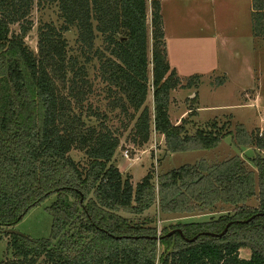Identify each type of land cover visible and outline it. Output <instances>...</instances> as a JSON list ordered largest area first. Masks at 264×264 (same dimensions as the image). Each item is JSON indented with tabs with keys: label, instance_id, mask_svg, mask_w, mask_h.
Here are the masks:
<instances>
[{
	"label": "trees",
	"instance_id": "1",
	"mask_svg": "<svg viewBox=\"0 0 264 264\" xmlns=\"http://www.w3.org/2000/svg\"><path fill=\"white\" fill-rule=\"evenodd\" d=\"M35 6H55L61 20L58 27L38 28V54L25 41ZM253 9L254 36L264 39V0H254ZM14 25H20L18 34L11 31ZM74 30L76 55L66 38ZM95 60L112 98L110 110L134 122V143H147L153 129L164 137L166 153L177 154L214 150L233 135L216 122L192 135L187 119L172 124L170 93L180 81L168 63L159 2L0 0V230L13 229L55 197L48 208L50 237L35 242L9 234L14 253L23 260L44 257L49 264H264V156L250 160L254 169L237 156L212 165L200 161L163 173L156 185L148 173L133 187L114 162L119 141L95 127L84 137L83 118L70 107L93 93L88 65ZM199 81L193 77L184 88L196 89ZM150 91L153 110L146 106ZM237 133L234 140L264 152V137L248 136L242 126ZM87 144L89 161L81 168L70 153ZM252 199L257 208L248 206ZM157 202L163 215L214 214L218 206L232 211L209 222L172 226L161 236L153 219L119 214L141 216ZM230 223L222 237L204 234H221ZM173 230L183 235L167 236ZM243 248L251 251L249 259L239 257Z\"/></svg>",
	"mask_w": 264,
	"mask_h": 264
},
{
	"label": "rangeland",
	"instance_id": "2",
	"mask_svg": "<svg viewBox=\"0 0 264 264\" xmlns=\"http://www.w3.org/2000/svg\"><path fill=\"white\" fill-rule=\"evenodd\" d=\"M28 19L32 23V27L25 41L32 51L38 54V28L44 23H53L58 27L61 25V20L55 6H49L45 9H39L35 6ZM19 27L20 25L12 26V33L18 34L20 32ZM66 38L70 54L76 55V31L69 32ZM97 47H101V41L97 42ZM245 47L247 48L246 45ZM258 47H264L263 40H258ZM243 56L245 58V53H243ZM248 64H232L233 66L228 75L230 79L224 74H214L205 78L200 77V81L198 82L200 86L196 88L198 90L184 88L188 85V81L190 80L188 79V81H180V86L170 93L171 119L176 123L181 119L183 114L188 112L186 114L188 134L192 135L198 129L206 130L208 128L207 124L213 122H216L219 126L225 125L226 131L230 130L232 132V136L225 138L216 149L211 151L200 150L167 154L164 137L154 132L153 129L147 143L143 145L134 143V122H131L128 116L120 115V111L110 110L111 108L108 106L112 98L107 96L106 87L101 83L99 78V63L97 60L88 65L89 80L94 84L93 93L89 94L83 105L72 101L70 107H72L71 110L75 116L81 115L83 118L85 123L84 137L90 135V132H88L90 128L95 127L98 131H109L112 133L111 136L119 141L114 162L120 172L123 171L124 176H129L133 187H136L148 173L154 175L156 185L157 177L163 173L187 165L194 166L200 161H206L212 165L225 162L237 156L244 160L249 168L254 169L250 160L259 154L264 156V152L260 153L254 147L242 145V138L236 141L233 136H238L237 128L238 126H242L246 131V135L259 134L264 137V53L263 56L256 55V60L250 66V69H248ZM150 71H152V67ZM221 84L223 87L220 88ZM235 84L244 87L245 90H235ZM58 86L60 94L68 97V90L65 86L62 84H58ZM146 106L150 110H153L152 91H150L147 97ZM197 109L198 113L195 114ZM94 112L96 113L95 115L93 114ZM100 113L106 115L108 119L105 121L104 119L101 120L97 117ZM102 121H104L103 127ZM236 142L239 143L237 144ZM89 148V144H87L84 150L77 148L73 149L70 153L71 157L81 168H85L88 165L89 157L87 154ZM126 152L128 153V160L125 159ZM54 201L55 197H51L32 209L12 230L31 241L37 242L48 239L52 227V218L48 214V208ZM248 206L257 208V199L250 200ZM231 211L232 208L218 206L214 214L193 216L163 215L160 214L157 202L149 211L141 216L125 212L119 214L132 221L151 218L155 221L153 225L161 232L164 229H169L182 223L209 222L212 218L217 219L220 215ZM250 256L251 251L248 248H243L239 252L241 259H249ZM0 264L49 263L44 257L38 258L33 256L32 260H23L21 257H18L11 248L9 234L0 230Z\"/></svg>",
	"mask_w": 264,
	"mask_h": 264
},
{
	"label": "crops",
	"instance_id": "3",
	"mask_svg": "<svg viewBox=\"0 0 264 264\" xmlns=\"http://www.w3.org/2000/svg\"><path fill=\"white\" fill-rule=\"evenodd\" d=\"M154 1L161 6L167 59L179 81L214 74H224L230 79L232 64L249 63L250 69L256 55L263 56L264 47H258V40L264 39L256 38L253 33L254 0ZM234 89L245 90L238 84ZM170 104L171 96L170 120L179 125L188 112L175 123L171 119Z\"/></svg>",
	"mask_w": 264,
	"mask_h": 264
},
{
	"label": "water",
	"instance_id": "4",
	"mask_svg": "<svg viewBox=\"0 0 264 264\" xmlns=\"http://www.w3.org/2000/svg\"><path fill=\"white\" fill-rule=\"evenodd\" d=\"M249 221H250V219L247 220V221H245V222H249ZM231 224H232V223L228 224L227 227L225 228V230H224L221 234H214V233H210V232H208V233H204V234L207 235V236H212V237H222V236H224V235L227 233V231H228L229 227L231 226ZM177 231H178L181 235H183L181 230H173V231H171L170 233H168L167 236H172V235H174ZM5 233H8V234H18V233H16V232H15L14 230H12V229H11V230H7V231H5ZM197 238H198V237H195V238H193L192 240H188V239H187V241H189V242H195V241L197 240ZM157 239H160V238L157 237Z\"/></svg>",
	"mask_w": 264,
	"mask_h": 264
},
{
	"label": "built area",
	"instance_id": "5",
	"mask_svg": "<svg viewBox=\"0 0 264 264\" xmlns=\"http://www.w3.org/2000/svg\"><path fill=\"white\" fill-rule=\"evenodd\" d=\"M125 159H126V160L129 159V157H128V153H127V152L125 153ZM161 233H162V231L159 232V230H158V236H161Z\"/></svg>",
	"mask_w": 264,
	"mask_h": 264
}]
</instances>
